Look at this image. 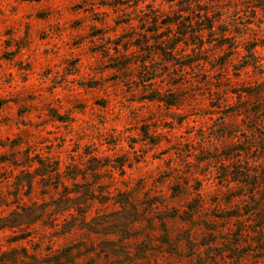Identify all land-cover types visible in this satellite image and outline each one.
<instances>
[{
    "label": "rangeland",
    "instance_id": "374dc122",
    "mask_svg": "<svg viewBox=\"0 0 264 264\" xmlns=\"http://www.w3.org/2000/svg\"><path fill=\"white\" fill-rule=\"evenodd\" d=\"M0 264H264V0H0Z\"/></svg>",
    "mask_w": 264,
    "mask_h": 264
},
{
    "label": "trees",
    "instance_id": "16d2710c",
    "mask_svg": "<svg viewBox=\"0 0 264 264\" xmlns=\"http://www.w3.org/2000/svg\"><path fill=\"white\" fill-rule=\"evenodd\" d=\"M8 223H2V224H0V228L1 227H4V226H9V225H7Z\"/></svg>",
    "mask_w": 264,
    "mask_h": 264
}]
</instances>
